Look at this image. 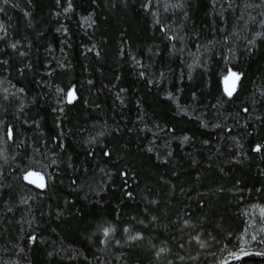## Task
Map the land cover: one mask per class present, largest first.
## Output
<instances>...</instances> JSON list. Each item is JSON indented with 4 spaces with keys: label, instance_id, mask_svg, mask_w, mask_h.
Masks as SVG:
<instances>
[{
    "label": "trees",
    "instance_id": "1",
    "mask_svg": "<svg viewBox=\"0 0 264 264\" xmlns=\"http://www.w3.org/2000/svg\"><path fill=\"white\" fill-rule=\"evenodd\" d=\"M262 241L264 0H0V264H264L230 255Z\"/></svg>",
    "mask_w": 264,
    "mask_h": 264
},
{
    "label": "snow or ice",
    "instance_id": "2",
    "mask_svg": "<svg viewBox=\"0 0 264 264\" xmlns=\"http://www.w3.org/2000/svg\"><path fill=\"white\" fill-rule=\"evenodd\" d=\"M4 2L7 3V0H4ZM240 78H241L240 74L231 72V71L229 72L228 75L224 77V91L229 97H231L233 93L235 92L237 83L240 80ZM67 95H68V102L71 103L75 99L74 93L70 91ZM9 135H11V132L9 133ZM261 150H262L261 145H256L254 148V151L256 152H260ZM24 179L29 184H34L37 188H43L45 186V178L39 173L30 171L25 175ZM107 235H108V232L107 230H105V236ZM251 239L255 240L256 237L253 236L251 237ZM253 254L254 255H264V253L262 252L250 253L245 250V247L243 245L240 247L239 252L231 253L230 255L235 260H241L243 257L248 256V255H253Z\"/></svg>",
    "mask_w": 264,
    "mask_h": 264
},
{
    "label": "rangeland",
    "instance_id": "3",
    "mask_svg": "<svg viewBox=\"0 0 264 264\" xmlns=\"http://www.w3.org/2000/svg\"><path fill=\"white\" fill-rule=\"evenodd\" d=\"M228 74H229V73H228ZM228 74H227V75H228ZM223 84H224V79H223ZM25 175H26V174H25ZM25 175L23 176V179H24ZM24 181L27 182L25 179H24ZM27 183H28V182H27ZM32 185H34V184H32ZM34 186H35V185H34Z\"/></svg>",
    "mask_w": 264,
    "mask_h": 264
}]
</instances>
